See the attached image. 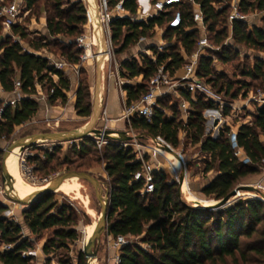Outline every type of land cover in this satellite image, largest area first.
Segmentation results:
<instances>
[{"label": "trees", "instance_id": "obj_1", "mask_svg": "<svg viewBox=\"0 0 264 264\" xmlns=\"http://www.w3.org/2000/svg\"><path fill=\"white\" fill-rule=\"evenodd\" d=\"M34 0H28L27 7L32 8ZM47 4V30L50 37H78L82 35V26L87 21V11L81 2H74L68 9L63 8L65 0H50ZM117 0H111L114 4ZM221 8L216 3L223 0H196L201 5L205 15L209 40L217 50H208L207 55L200 58L197 69L198 76L206 80L218 93H224L231 100L236 99L241 91L246 94L259 84L264 85V58L254 57L252 64H246L241 70L243 77L249 80L237 82L229 79L224 73L216 74L211 65L214 56L227 63L240 51L225 44L226 39H232L238 46L264 52V16L262 26L249 21H234L232 32L228 28V18L232 0H225ZM126 8L136 14V0H125ZM240 10L250 14L254 11L264 12V0H240ZM184 16V24L178 29L169 28L166 22L170 13L146 21H132L129 18L114 19L111 22L112 40L120 45L119 52H124L130 46L138 43L141 38L153 37L156 27L166 25L165 36H178V45L167 44L163 51L153 50V57L142 55L141 61H125L122 64L123 76L133 79L142 76V82L136 85H125L127 91L126 105L138 101L148 91L151 78L158 68L164 65L173 75L186 64L183 53L190 56L196 50L201 33L195 28L193 6L186 0L176 5ZM1 29V28H0ZM15 33L22 38L27 33L20 26H13ZM59 45L65 59L73 64L80 61V50L74 44L63 46L51 42L48 37L30 40L29 45L36 51ZM156 48V47H155ZM0 84L5 92L14 90L15 81L22 83L23 98L16 106L6 105L3 120L0 121V140H9L16 127L30 121L39 111L40 102L32 96L37 92V85H48V91L54 88L50 102L61 100L66 103L67 92L71 89V80L61 70L49 65V60L26 50L18 41L7 39L0 46ZM245 58H247L245 56ZM85 73L84 70L81 74ZM53 75L58 77L54 82ZM237 85V89H234ZM75 108L79 116L89 117L93 113L90 86L87 78H81L76 93ZM189 101L188 119L184 120L183 110L178 100L167 97L159 102L151 122L143 117H134L132 129L148 138L163 137L173 147H179V134L186 133V138L193 145H200V150L208 158L205 161L204 172L215 171V177L202 188L207 196L217 200L224 199L233 192L237 183L249 175H257L264 164V104L258 106L252 124H241L236 132V141L249 158L243 162L235 155L233 146V131L224 125L217 138L205 133L206 118L204 110L214 107V102L203 93L197 92L195 98L190 93H184ZM172 97V96H171ZM173 98V97H172ZM168 101V102H166ZM171 103V104H170ZM3 102L0 100V107ZM171 111V116L166 110ZM228 107L223 110L228 114ZM122 141L111 138L105 146L103 159L105 172L108 176V208L107 230L104 233L141 237L143 243L149 244V249L135 244H128L120 249L118 264H264V202L260 199H241L228 208L213 210L193 207L184 203L178 192L176 182H168L164 171L155 172V190L143 193V181L135 180V174L141 169V163L136 160L131 147L124 148ZM54 146L50 152H45L46 160L35 157L42 170L56 172L60 166L71 163L69 156L64 163L50 164L55 159ZM95 140L86 137L79 144H73L69 152L78 158L98 152ZM2 150H0V177ZM3 163V160H2ZM50 167V168H49ZM73 168L65 166L67 172ZM80 169L75 168V171ZM8 206L0 203V264H33L34 256H23L22 252L32 249L30 237L23 238V227L2 214ZM24 224L30 233L44 240L43 252L46 255L45 264H51L60 250L69 251L71 244H76L80 238L77 229L79 218L75 208L68 203L55 200V192L48 193L37 201L26 205L22 210ZM3 244H13L11 249H2ZM69 255V254H67ZM76 264H88L86 254L80 250ZM58 264H74L69 256L60 257Z\"/></svg>", "mask_w": 264, "mask_h": 264}, {"label": "rangeland", "instance_id": "obj_2", "mask_svg": "<svg viewBox=\"0 0 264 264\" xmlns=\"http://www.w3.org/2000/svg\"><path fill=\"white\" fill-rule=\"evenodd\" d=\"M14 0H0V7L3 4L12 3ZM28 0H24L23 4H26ZM74 2H81L83 7L87 11V23L82 26V35H86L89 37L90 40L93 39V37L97 36L95 31V11L93 7V0H65L63 8L68 9L72 6ZM52 2L50 0H34L32 8L29 12L26 10L22 11V14L20 15V19L17 22V26H20V29L24 30V32L27 33L26 38H22L20 33H15L13 29L5 30L2 19L0 17V46L3 44L7 39H10L11 42L18 41L20 44H22L26 49L29 48L30 40H38L42 37H48V39L51 42L61 43L63 46H71L74 44L77 49L80 50L79 56L83 55L85 53V48L80 47V43L77 41L78 37H65V36H58V37H50L49 33L47 31V4H51ZM226 4L227 1L223 0V3H216V7L220 8L223 4ZM252 16L249 20V24L256 22L257 16H264V12H257L254 11L250 13ZM254 16V17H253ZM256 16V17H255ZM138 17H140L138 15ZM259 26H262V23H258ZM166 32V25H163L161 27H156L155 34L153 37H147L144 38L143 41H140L132 46H130L128 49H126L124 52H119L120 45H118L116 42L112 40V48L111 53L109 55V59L106 60L107 64L106 67H103V79L109 78L111 76L114 77L115 84L117 86V90L119 91V94L122 93L121 89L125 90V85H136L140 82H142V76L129 79L128 77L123 76L122 72H124V69L122 67L123 62L125 61H133L138 60L141 61L142 55H146L149 57L153 56V50L156 49L155 47L161 43L164 44L165 48L168 46L167 44L171 43L172 45L177 46L179 42L178 36H165ZM156 41V42H155ZM156 43V45L154 44ZM225 44H228L232 46V48H236L240 51L239 56H234L233 53L231 55V60L227 63L222 62L220 59H218L216 56L213 58V62L211 65V68L213 72L216 74L218 73H224L229 79H231L234 82H237L239 80H249V78L243 77L241 75V70L246 66V64H252L254 62L255 56H260L264 58V52H259L255 49H249L245 46H238L232 39L228 38L225 41ZM146 45V46H145ZM150 48V51L147 52L146 50ZM97 43L92 45V52L93 56L88 58L87 60L83 61L80 58V61L78 62L79 69L78 71H74V74L70 77L71 78V89L68 91V100L66 103H62L61 100L51 102L52 105H62L64 108L71 109V113L68 114L66 112V115H61L59 112H52L49 115L43 111V103H40V109L38 113L28 122H26L23 126H18L15 129V132L11 136L9 140H0V150H2L1 155V165L2 160L4 157V154L6 150L9 148L10 145H12L15 141L23 139L27 136L36 134V133H45V132H57V131H69L73 129H78L82 127L83 125L87 124L93 116V113L89 117H83L79 116L77 113L76 108L74 109V104L76 103V93L79 87V82L81 78H87L88 84L90 86V92H91V100L92 105L94 109L95 104V82L97 77V65H96V51H97ZM110 48V47H109ZM165 48L163 50H165ZM217 50V49H215ZM38 54H41L43 56H49L56 59H65L64 55H62L59 45H50L48 48L42 49L41 52L37 51ZM245 56L247 58H245ZM66 60V59H65ZM84 70L85 73L81 74V71ZM120 79L123 80V84L120 85L119 81ZM203 82L206 85L207 91H209L210 95L206 93H203L208 99L212 100L214 102V107H208L204 110L203 114L206 118V129L205 133L207 135H210L212 137L218 136L216 127L220 123V118L222 116H219L217 111H220L222 115L224 116V119L227 121H224V123H221L222 126L228 125L227 123L232 124L235 128L239 127L241 124H252L254 122V114L256 113V109L258 106L263 105L264 103H261L259 100L255 97V92H257L258 89L264 87L263 84L257 85L255 88H251L246 94L244 91H241L239 96L231 100L229 96H225L224 93H218L216 88L211 87V85L206 82V80L203 79ZM105 85V84H104ZM237 89V85H235L233 91ZM103 95L101 94V99L99 102L100 105V116L99 120L96 122L95 127L98 128H108V120L103 119L101 115H104L103 112L106 110V100H105V91L107 90V85L104 86L103 89ZM43 92H48V85L43 87ZM199 93H202L199 91ZM3 96V95H2ZM170 99H173L170 96H167ZM167 97L165 98L167 100ZM255 97V98H254ZM6 98V97H4ZM163 100V99H162ZM175 101V100H174ZM126 102V101H125ZM168 102V101H166ZM116 103L118 104V100L116 99ZM222 103L227 104L228 107V114H224L223 110L219 107ZM232 103L233 106H228V104ZM171 104V103H170ZM226 107V106H225ZM101 109H103L101 113ZM44 113V114H43ZM166 113L171 116V111L169 109L166 110ZM229 126V125H228ZM129 128L127 127V130ZM136 135L140 137V139L145 143L149 144L152 141V138H148L144 136L143 134H139L136 132ZM90 138L94 139L96 138L95 134H92L89 136ZM180 138V146L176 147L175 149L179 152H181L184 155L185 158V167H186V174L183 179L188 183V190L184 191L181 190V184L182 177L178 181L176 180V174L175 171L171 165L170 162L166 161L162 156H156L152 157L149 154H147L148 161L151 162V164L155 165L159 169L157 171H164L166 174V178L168 182H176L178 187V192L180 194L181 200L193 207H201V208H207V206H214L219 204L223 199L217 200L214 196H207L205 195L201 190L202 188L212 180L216 172L210 171L208 173L204 172L205 168V161L207 160V156L201 152L200 145H193L191 144L188 139L186 138V133L184 131H181L179 134ZM115 139V138H114ZM262 140H264V137H261ZM111 139H109L110 141ZM118 140V139H117ZM79 144L81 141H77ZM120 142V141H119ZM109 143V142H108ZM73 144L71 142H62L58 143L57 141H50V140H39V144H36L30 151L33 152V156L29 158L28 165L29 169L23 167L20 159V171L22 178L28 182L30 185H32L36 189H41L44 186H46L51 180L55 179L58 175L67 172L65 170V166H70L73 168L71 171H75V168L80 169L81 172H88L92 174L95 178H97L100 181L101 187L103 188V197H105L108 193V176L105 172V162L103 159V154L105 151V146L103 145L101 148L98 147V152H92L91 155H88L84 158H78V156L72 155L69 150L72 147ZM122 144V142H121ZM54 146L60 147L59 150L56 151L55 159L50 164L54 165L57 162L64 163L66 158L69 156V159L71 163L69 165L60 166L57 168L58 170L56 172L51 170H42L38 167V162L33 161L32 159L35 157H38L41 162L46 160L45 152H50ZM98 146V145H97ZM24 148V147H23ZM129 148V147H124ZM23 152L26 151L25 149H22ZM22 153V152H21ZM21 156V154H20ZM174 157L177 158L176 154H174ZM175 161V160H174ZM159 162V163H158ZM161 165H163L161 167ZM184 167V166H183ZM50 168V167H49ZM162 168V169H160ZM165 168V169H164ZM179 170V168H178ZM185 172V171H184ZM80 183V191L81 195H76L73 193H65L62 191H56L55 192V200H57L59 203H68L71 204L79 218V225L77 227L80 238L77 241L76 244H71L69 247V251L60 250L51 264H58V259L60 257L69 256L74 261V264L77 262V256L78 252L83 249L84 247V229L85 227H91V225L94 224L99 219V216L102 212L103 206L100 201V198L97 194L96 187L90 183L89 181L80 179L76 177ZM68 181V180H67ZM17 182V181H15ZM245 185H252L254 186L255 190H249L245 191L242 190L241 187ZM260 185V186H259ZM4 190L6 191V186L4 184ZM233 191H236V194L227 202L226 205L223 207H220L218 209L213 210H220L224 208H228L229 206L233 205L235 202L244 199H260L264 202L263 194H264V164L261 168V172L257 175H249L242 180H240L237 185L235 186V189ZM11 197H9L8 195ZM190 194V195H189ZM192 194V196H191ZM17 200H14V199ZM199 198V199H198ZM18 200H24L23 198H15L10 194V192L7 190V193H0V203L5 204L8 206L7 211H5L2 216L7 217L15 222H18V218L22 213V210L26 205H29V202L24 201H18ZM209 202L210 204H206V202ZM211 209V208H209ZM90 210L92 212H90ZM19 223V222H18ZM23 237H27L24 232H22ZM35 241H31L32 249L30 251L36 253L39 247V243L41 239L35 237ZM132 244L138 245L142 248L149 249V244L143 243L141 241V237H129L128 238ZM109 246L106 242V236L103 233L101 236L100 244L98 245V254L94 260V264H109L107 256L109 255ZM69 254V255H67ZM34 263L33 264H45V260L39 261L36 257H34Z\"/></svg>", "mask_w": 264, "mask_h": 264}, {"label": "built area", "instance_id": "obj_3", "mask_svg": "<svg viewBox=\"0 0 264 264\" xmlns=\"http://www.w3.org/2000/svg\"><path fill=\"white\" fill-rule=\"evenodd\" d=\"M97 8L99 13V22L101 24L102 32L107 35L110 43L109 55L111 53L112 48V28L111 22L114 19H125L129 18L132 21H146L150 18H156L162 16L164 13H170L169 18L166 22V25L172 29H178L184 24V16L182 11L179 8H176V5L181 3L183 0H136L138 3V10L136 14H132L125 6V0H117L114 4L111 3V0H96ZM193 6V20L195 22V28L198 29L201 33V37L198 41V45L196 50L190 56L183 53L186 58V64L176 71L175 74H171L170 71L166 70L164 65H161L158 68L156 74L151 78L149 83L148 91L141 96L138 101L133 102L131 105H124L122 118L127 122L128 125V134L133 136L131 141H122L123 147H131L133 153L136 156V160L141 163V169L136 172L135 180H141L144 182V186L142 189L143 193H151L155 190V172L158 167H155L151 164L147 159V154L152 157L162 156L166 161L170 162L175 174L176 180H180L182 177V184L186 181L183 179V174H186L185 167V158L184 155L177 151L172 144L167 142L163 137H153L151 143L145 144L139 136L136 135V132L131 127V121L134 117H143L148 122L152 121L154 111L157 107H159V102L161 99L167 96H176L182 110L184 120L188 119L189 115V107L190 103L187 101L183 94L190 93L193 98H195V94L199 91L202 93H206L209 96L210 93L207 91L206 85L203 80L198 76L197 69L199 66L200 58L204 55H207L208 50H215L217 47L209 40L208 38V29L205 24V15L202 11L201 5L196 2V0H186ZM24 0H14L12 3L3 4L0 7V17L2 19V23L5 30H10L15 26L20 19V15L23 10H26V6ZM240 0H232L230 3L231 11L228 18V28L230 33L232 32V23L234 21H249L252 17L250 14L243 13L239 7ZM222 7V6H221ZM220 7V8H221ZM28 11V10H27ZM138 15L140 17H138ZM254 24V23H252ZM250 23V26H252ZM105 32V33H104ZM144 38H141L143 41ZM77 41L80 43V47L85 48V53L80 56L81 60L85 61L90 56H88V49L92 50V45L97 43V36L93 37L92 40L89 39L86 35H81ZM165 48L164 44L159 43L156 46L157 51H163ZM147 52L150 50L147 49ZM92 57V56H91ZM155 59V56H152ZM49 60V65L57 70H61L63 72H67L71 68H76L78 71L79 65L78 63L73 64L68 62L65 59H56L47 56ZM54 82L57 83L58 77L53 75ZM124 82L120 79L119 84L122 85ZM42 84L37 85V92L32 97L37 101L49 102L51 94L54 93V88H51L47 93L43 92ZM7 94L5 90L2 88L0 84V100L3 102V105L0 107V121L3 120V111L4 106L12 105L16 106L20 100L23 98L22 92V83L20 80L15 81L14 90L11 92L14 95L12 99H6L3 94ZM255 97L261 103H264V87L260 88L255 92ZM254 97V98H255ZM227 106V104L222 103L219 107L223 110ZM228 106H233L232 103L228 104ZM219 116H222L220 111H217ZM103 119H106V112H103ZM106 129V128H104ZM232 141L233 146L235 147V155L239 158L240 161L247 162L249 161L248 156L244 152V150L238 146L236 141V132H233ZM215 138V137H213ZM109 142V139L98 137L95 138V143L98 147H102ZM62 143V142H58ZM71 143H78L71 142ZM39 144V140L33 144L34 146ZM27 146L26 151L21 153L20 161L23 167L29 169L28 161L31 156H33V152L30 151L34 146ZM171 154L178 157V160L182 166V169L176 168L172 164V160H170L167 154ZM184 166V167H183ZM30 170V169H29ZM185 171V172H184ZM188 184V183H187ZM4 190V181L2 177H0V193H5ZM129 237L124 235H118L113 238L110 243V247L119 250L125 246L130 244ZM1 242V239H0ZM13 244H3L2 249H11L13 248ZM23 256H34L35 253L30 250H25L22 252ZM116 264L120 262V254H118L115 258Z\"/></svg>", "mask_w": 264, "mask_h": 264}, {"label": "water", "instance_id": "obj_4", "mask_svg": "<svg viewBox=\"0 0 264 264\" xmlns=\"http://www.w3.org/2000/svg\"><path fill=\"white\" fill-rule=\"evenodd\" d=\"M93 7H94V10L98 12L96 0H93ZM95 27H96V34H97V39H98L96 59H97V66H98V83H99V80L101 78L102 66H103V43L105 39H104V34L102 32L101 24L99 22L98 17L96 18V21H95ZM99 102H100L99 97L96 95L92 119L87 124H85V126H83V128L79 131L75 130V131H57V132L36 133L30 136H27L23 139L17 140L12 145H10L4 154L3 163H2V179L4 181L6 189L7 190L8 188L14 189V184L12 182L10 172L7 166V160L9 158L10 153L17 146H23V147L31 146L35 144L36 141L41 140V139L57 141V142H76V141H82L83 139H85L86 137H89L92 134H95L98 137H103L106 139L115 138V139H118L119 141H131L133 139V136L129 135L127 130L126 131L125 130L115 131L111 129H103V128L95 127V124L99 120V116H100ZM73 177H78L80 179H83V180H86L92 183L96 187L97 194L103 206L99 219L96 221V224L94 226L93 233L82 249V251L86 254L87 263L92 264L97 256V248L101 241V236L107 230V218L109 214L108 193L105 197H103V188L101 187L100 181L97 178H95L92 174L88 172H78V171L64 172L58 175L55 179L51 180L43 188L33 191L30 194H28L24 200H18V201L33 203L48 193L56 192L60 184H62L64 181L71 179ZM181 186L183 187V184H181ZM182 187H181V190H182ZM241 189L245 191H249V190H255L257 188H255L252 185H245L241 187ZM7 190H6V193H7ZM235 194H236V191H233L231 194H229V196H227L221 202H219V204L214 205V206H207V208L218 209L220 207H223L224 205L227 204V202ZM263 198H264V194H263ZM14 200H17V199H14Z\"/></svg>", "mask_w": 264, "mask_h": 264}, {"label": "crops", "instance_id": "obj_5", "mask_svg": "<svg viewBox=\"0 0 264 264\" xmlns=\"http://www.w3.org/2000/svg\"><path fill=\"white\" fill-rule=\"evenodd\" d=\"M25 6H26V11L28 10L27 12H29L30 9L27 7V3L25 4ZM262 18H263V16H257V20H256V22H254V24L258 25V23L262 22ZM95 21H96V16H95ZM46 27H47V25H46ZM95 31H96V27H95ZM154 44L156 45V43H154ZM148 48H149V46H148ZM26 50H28L29 52L38 54V52L36 50H34L30 45H29V48L26 49ZM149 50H150V48H149ZM39 52H41V50H39ZM0 53H1V51H0ZM38 55H41V54H38ZM44 57H47V56H44ZM106 64H107V62L103 61V66H102V71H101V78L99 80V83H98V66H97V77H96V82H95V100H96V95H97L99 97V101H100L101 94L103 95L104 86L107 85V90L105 91L106 92L105 93V96H106L105 97V100H106V110H105L106 116H105V118H106V120L109 119L108 120V125H109L108 128L111 129V130H115V131H124V130L126 131L128 125H127V122L122 118V115H123L125 101L127 99V91L124 90V89H121L122 93L119 94V91L117 90V86L115 84V80H114L113 76H111V77H109L107 79L106 78L103 79V67H106ZM96 65H97V59H96ZM74 71L77 72L76 68L73 67V68H71L70 70H68L67 72H64V73L71 80L70 77L74 74ZM67 95H68V92H67ZM3 96L6 97V99L14 98V95L11 92H8L7 94L5 93V94H3ZM173 98H174V100H177L176 96H174V95H173ZM116 99L118 100V104L116 103ZM39 102L43 103V111L45 112V114L47 113L48 115L50 113L56 111V112H59L61 115L63 114L65 116L66 112H68V114H69L72 111L71 109L64 108L62 105L54 106V105L51 104L50 101L49 102L39 101ZM73 106H74V109H75V104ZM102 110L103 109H101V113L103 112ZM224 121H227V120H225L224 116L222 115V117L220 118V123L216 127L217 133L219 132L218 136L220 134V129L223 127L221 123H224ZM227 124L231 127L233 132H237L239 127H240L239 126V127L235 128L232 124H230V123H227ZM23 125H21V126H23ZM83 126H85V125H83ZM83 126L78 128V129H73V130H69V131H75V130H79V129L81 130L83 128ZM218 136H214V137L217 138ZM162 166L163 165H161V167ZM160 169H162V168H160ZM18 222L22 225L23 232L26 234V236L30 237L31 241H35L36 240V238H35L36 236L32 235L30 233L28 227L24 224V218L22 216V213H21V215L18 218ZM90 228L91 227H85V229H84V241H83L84 245H85V242H86L87 235H88V233L90 231ZM113 238H114L113 235H109V234L106 235V242H107V244H108V246L110 248L109 255L107 256L109 264H116L115 258H116V256L118 254H120L119 250H116V249L110 247V243L113 240ZM43 245H44V240H41L40 243H39L38 250L36 251V253L34 255V257L39 259L40 262H41V260L42 261L43 260L46 261V255L43 252ZM97 254H98V248H97Z\"/></svg>", "mask_w": 264, "mask_h": 264}, {"label": "bare ground", "instance_id": "obj_6", "mask_svg": "<svg viewBox=\"0 0 264 264\" xmlns=\"http://www.w3.org/2000/svg\"><path fill=\"white\" fill-rule=\"evenodd\" d=\"M94 11H95L96 18L99 17V13L96 10H94ZM104 39L105 40H104V43H103V61H106L107 59H109L108 57H109V47H110L109 45H110V43H109V39H108L106 34H105V38ZM88 56H90V57L93 56V52L91 51L90 48L88 49ZM79 130H77V131H79ZM22 149H23V146H17L10 153L9 158L7 160V166H8L9 172H10V176H11L12 182L14 184V189L8 188V191L15 198H21V199L23 198V199H25L28 194H30L31 192L36 191L38 189L34 188L32 185H30L28 182H26L21 176L19 159H20V154L22 152ZM166 154H167L168 158L170 160H172V164L176 168L182 169V166H181L179 160H177V158H175L171 154H168V153H166ZM15 181H17V182H15ZM182 189L184 191L188 190L187 182L184 183ZM57 190L58 191H63L65 193H73V194H76V195H81L80 183H79V181H78V179L76 177L68 179V181L67 180L64 181L62 184L59 185ZM191 196H192V194H191ZM206 204H210V203L207 201ZM90 212H92V211L90 210ZM95 224H96V222H94V224L91 225L90 231H89V233L87 235V238H86V242L91 237V235L93 233V230H94ZM86 242H85V244H86Z\"/></svg>", "mask_w": 264, "mask_h": 264}]
</instances>
